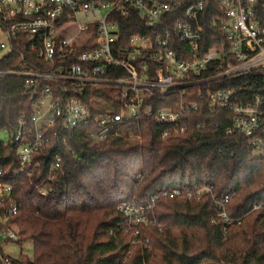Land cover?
<instances>
[{"label":"trees","instance_id":"1","mask_svg":"<svg viewBox=\"0 0 264 264\" xmlns=\"http://www.w3.org/2000/svg\"><path fill=\"white\" fill-rule=\"evenodd\" d=\"M217 15L219 7L211 0L202 16V52L215 45L212 38L224 36ZM122 20L124 38L142 31L140 20L137 26ZM13 67L0 60V68ZM219 81L217 89L234 88L252 102L264 86V73L254 70ZM93 93L86 104L91 101L94 114L119 112L115 89ZM103 95L106 99L101 100ZM197 102L198 110L181 122L184 132L175 133L173 126L154 117L128 121L119 134L96 143L86 127L61 129L37 156L40 167L31 176L10 178V199L18 210L7 223L16 230L17 244L30 242L33 248L32 256H11L14 264H264V156L246 146L244 136L226 133L233 119L230 111ZM171 104L164 101L159 107ZM31 108L21 80L0 76V131L11 135L19 115ZM57 157L61 161L55 168ZM17 165L15 146L0 141V169L9 175ZM177 186L211 190L192 201L159 197L149 214L159 225L139 228L137 234L124 224L121 202L147 201ZM227 193V215L238 222L224 235L213 220L218 213L215 200ZM8 207L6 199L0 215Z\"/></svg>","mask_w":264,"mask_h":264},{"label":"built area","instance_id":"2","mask_svg":"<svg viewBox=\"0 0 264 264\" xmlns=\"http://www.w3.org/2000/svg\"><path fill=\"white\" fill-rule=\"evenodd\" d=\"M210 1L0 0V60L16 66L0 68V76L19 78L22 93L32 101L30 112L19 115L9 135L18 165L9 175L0 169V204L9 200L0 215L1 264H14L2 244L18 243L14 226L7 223L18 210L10 199V178L31 176L40 167L37 156L61 129L86 127L91 143H96L119 134L128 121L154 117L161 125L173 126L175 133L184 132L183 118L198 110L197 101L205 100L210 109L233 114L227 134L244 136L245 145L264 156V86L252 102L234 88L217 89L221 79L254 70L264 73V4L214 0L220 10L216 25L224 36L212 38L215 45L202 52V16ZM123 18L132 26L140 20L142 31L124 38ZM105 87L116 90L113 100L119 112L94 114L87 97L92 100L93 91ZM164 101L175 107H159ZM60 161L57 157L55 168ZM210 190L177 186L147 201H123L118 209L124 224L137 234L139 228L159 225L149 215L159 197L192 201ZM230 198L227 193L215 200L213 222L224 235L238 222L227 215Z\"/></svg>","mask_w":264,"mask_h":264},{"label":"rangeland","instance_id":"3","mask_svg":"<svg viewBox=\"0 0 264 264\" xmlns=\"http://www.w3.org/2000/svg\"><path fill=\"white\" fill-rule=\"evenodd\" d=\"M108 89H109L108 87H105L104 91L107 92ZM104 99L106 98L103 95L101 97V100H104ZM0 141H3V142L9 141V133L6 130L0 131ZM255 154L259 155L258 152H255ZM2 248L4 250V253L10 254L13 258H18L20 254H25L28 256H32L33 254L32 244L30 242H24L22 244H17V243L2 244Z\"/></svg>","mask_w":264,"mask_h":264},{"label":"water","instance_id":"4","mask_svg":"<svg viewBox=\"0 0 264 264\" xmlns=\"http://www.w3.org/2000/svg\"><path fill=\"white\" fill-rule=\"evenodd\" d=\"M34 97H32V99H33Z\"/></svg>","mask_w":264,"mask_h":264}]
</instances>
